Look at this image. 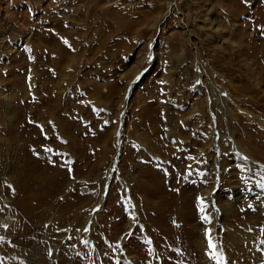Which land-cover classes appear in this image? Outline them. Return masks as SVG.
I'll return each mask as SVG.
<instances>
[{"label":"rangeland","instance_id":"rangeland-1","mask_svg":"<svg viewBox=\"0 0 264 264\" xmlns=\"http://www.w3.org/2000/svg\"><path fill=\"white\" fill-rule=\"evenodd\" d=\"M230 3L0 0L1 261L13 255L9 252L13 246L14 252L22 253L40 247V264H62L60 259L43 261L44 254L50 260L56 249L48 243L43 253L41 237L54 231L72 237L71 245L64 248L67 264H119L117 259L128 256L131 263L136 255L143 264H181L178 257L185 252L188 258L182 264L196 262L191 239L186 242L188 251L179 245L180 241L185 244L180 240L181 224L173 221L175 217L166 219L165 212L157 214L153 204L158 194H170L162 205L170 211L169 202L178 201L183 226L199 237L208 223L199 198L205 199L211 185L209 205L216 208L215 220L219 222L221 216L219 204L231 209L226 230L235 225L252 228L238 252L231 251L233 258L245 260L251 248L258 251V242L264 240V72L258 71L259 49L253 46L264 45V27L255 33L251 25L258 15L264 26L260 17L264 0L237 2L243 9L240 12L236 6L233 13L228 10ZM49 21L56 22V27ZM220 26L225 37L241 44L243 54L234 53L226 42L223 52L216 50L215 28ZM56 40L60 46L54 44ZM244 58L252 61L259 87L252 94L229 93V88L253 86L241 68ZM13 94L27 95L19 102L11 101L16 105L11 122L6 110L7 98ZM53 94L62 96L54 114L65 121L72 141L55 133L56 121L48 118L50 114L43 116L50 110ZM221 98L228 99L224 113L217 104ZM241 123L247 126L245 132L237 128ZM246 133L257 145L252 153L245 144L238 145ZM3 137L9 138L8 154ZM34 144L41 157L34 155ZM223 147L230 153L225 158H221ZM21 163L39 169L36 174L46 179L27 176ZM16 176L28 189L37 181L40 188L45 187L43 197L54 206L47 217L35 220L31 214L17 215L18 206L9 202L18 188ZM53 177H58L62 188ZM243 184L249 191L261 187L260 203L249 195L234 200V191ZM12 206L13 210H6ZM33 207L42 211L44 202ZM152 214L164 216L161 222L173 227L172 239L178 247L168 245L167 230L156 231L157 225H150ZM11 220L17 221L15 229L20 226V231L8 237ZM219 226H215L218 249L227 262L221 247L225 229ZM19 235L20 243L14 244L11 239Z\"/></svg>","mask_w":264,"mask_h":264},{"label":"bare ground","instance_id":"bare-ground-1","mask_svg":"<svg viewBox=\"0 0 264 264\" xmlns=\"http://www.w3.org/2000/svg\"><path fill=\"white\" fill-rule=\"evenodd\" d=\"M237 0H232V2H233V4L232 3H230L229 4V8L230 9H228V10H230V11H232V13L234 12V10H235V8H236V6H237V2H241V1H245V3H246V1H250V0H238L237 2H236ZM251 1H253V0H251ZM235 3H236V5H235ZM51 3H49V5H50ZM53 4V3H52ZM240 4L241 3H239V6H240ZM243 5V4H242ZM242 5L239 7V6H237V10H241L242 11V9H243V7H242ZM51 7H54V6H51ZM264 7V6H263ZM239 11H236L235 13L236 14H239ZM240 11V12H241ZM261 13H262V11H261ZM258 14V13H257ZM260 17H263V20H264V16H260ZM233 18V17H232ZM235 18H237V17H235ZM260 20H261V18H259V16L258 15H256V19H254V23L251 25V29L252 30H254L255 31V33L256 32H258L262 27H264L263 26V24L260 22ZM55 21V20H54ZM54 24V25H52V24ZM47 25V24H46ZM49 25H51V26H53V28L54 27H56V22H52V21H49ZM216 29V31H218V41H219V43H217V48H216V50H219V51H221V52H223L224 50V48L222 47V45H223V43H225L226 42V44L227 45H229L230 47H232V51L234 52V53H242L243 54V52H242V48H241V44H239V42L237 41H234V39H232L230 36H227V37H225L224 36V32L222 31L223 29L221 28V26L220 27H217V28H215ZM44 35H46L47 37H48V39H51L52 38V36L50 35V34H48V33H46V34H44ZM246 37H249V34H247L246 35ZM235 38V37H234ZM54 44L55 45H57V46H60V41L58 40H56L55 42H54ZM243 45V44H242ZM253 45V44H252ZM251 45V46H252ZM260 46V48H258ZM259 46L258 45H255V46H253L254 48H257V49H259L258 50V54H256V55H258L257 57H256V62H257V64H258V66H259V68L261 69H259L258 71H260L259 73H260V75L264 72V45L263 44H259ZM227 47V46H226ZM246 47V46H245ZM253 47H251V48H253ZM248 48H250V46L248 47ZM247 48V49H248ZM56 53V52H55ZM55 53H54V55H55ZM221 55H223V54H219L218 56H221ZM241 55V54H240ZM255 55V56H256ZM242 59V58H241ZM221 60V59H220ZM253 65V63H252V61H250L249 62V60H247V58H244V60L242 61V64H241V68H244L245 70V72H246V75H247V77H248V79H250V84L253 82V86L252 87H248L247 85H242V86H239V90H237V89H235V88H229V93L230 92H233V93H235V94H252L254 91H253V88L254 89H257L258 87H259V80H258V78H257V76L255 75V71H254V67L252 66ZM227 82H231V81H227ZM217 86H218V84H217ZM214 89V88H213ZM212 89V90H213ZM213 91H216V88L213 90ZM217 91H218V94H219V90H218V88H217ZM223 91H224V89H223ZM252 91V92H251ZM224 92H226V91H224ZM256 94V93H255ZM27 94H22L21 95V97L19 96H16V94H13L12 96L13 97H11L12 99H8L7 98V112L9 113V119L11 120V122L13 121V116L14 115H12V113H13V109H15V106L16 105H13V101L14 100H16L17 102H19V100H21V99H24L25 98V96H26ZM62 98V96H61V94H53V98H51L50 99V102H52L50 105V110H49V112H47V111H44V113H43V116L45 117L46 115H48V114H50V116L48 117V118H51V119H55V121H56V123H54V126H53V128L55 129L54 131H55V133H58L60 136H61V134L64 136V137H66V138H68V139H70L69 138V132H68V129L66 130L65 129V126H64V120H62V123H61V120L59 119V118H56L55 117V112H56V109L58 108V107H60V103H59V101H60V99ZM227 99V98H226ZM228 100V99H227ZM227 100H222V98H221V100H217V104H218V107H220V109H221V111H223V113H224V111H226L227 110V107L229 106L228 105V101ZM12 101V102H11ZM213 103V102H212ZM233 103H235V101H233ZM241 103V102H240ZM216 104V105H217ZM239 104V103H238ZM235 105H236V103H235ZM216 109H217V112H218V108L216 107ZM219 109V110H220ZM195 110V109H194ZM65 111H67V110H65ZM220 111V112H221ZM247 111V110H246ZM16 112V111H15ZM7 113V114H8ZM46 113V114H45ZM53 114H54V116H53ZM66 115H67V117H68V115H70L69 113H66ZM201 117V116H200ZM66 119V118H65ZM13 124V123H12ZM11 124V125H12ZM218 124H220V121H219V119H218ZM41 127H43L44 125H42V124H39ZM47 125V124H46ZM14 126V125H13ZM47 127V126H46ZM238 130H240V131H244L245 132V130H246V128H247V126L245 125V124H240L238 127ZM17 129L15 128V130H13L11 133L12 134H14L15 135V133L17 132L16 131ZM43 130H45V128L43 129ZM38 131V130H37ZM239 131V132H240ZM242 131V132H243ZM241 132V133H242ZM240 133V134H241ZM17 134V133H16ZM40 134V133H39ZM12 137H13V135H12ZM51 137V136H50ZM56 137V136H55ZM4 138V142L2 143L4 146L6 145V147H4V152L5 153H7L8 154V150L7 149H5V148H7V143L9 142V138L8 137H3ZM242 138V137H241ZM38 139V138H37ZM231 139V138H230ZM71 141H72V139H70ZM27 141V140H26ZM25 141V142H26ZM40 142V141H39ZM212 142V140L210 141V143ZM244 142V143H243ZM24 143V142H23ZM72 144V143H71ZM222 144V143H221ZM245 144V146H246V148L245 149H248L249 150V152L250 153H252V149L253 148H255V147H257V145H255L254 143H251V141H250V138L248 137V135H247V133L245 134V138H244V141H240L239 142V144L238 145H244ZM1 145V144H0ZM219 145H220V142H219ZM71 147H73V144H72V146ZM235 147H237V146H235ZM229 148V147H228ZM3 149V148H2ZM226 149L227 148H224L223 147V149H221V158H225V156L226 155H229L230 153H229V151H227L226 152ZM231 149V148H230ZM55 150V149H54ZM33 151H34V155L36 156V155H39L40 157H41V154H40V152H37V145L36 144H34V146H33ZM201 151L203 152L204 151V149L202 148L201 149ZM23 152V151H22ZM48 152V151H47ZM8 156V155H7ZM37 159V158H36ZM2 160H3V158H2ZM238 160V159H237ZM32 161H33V159H32ZM223 161V160H222ZM20 162V161H19ZM35 162V161H34ZM246 164H248V162L246 163ZM250 164L252 165V162H250ZM8 165V164H7ZM21 165H22V168L24 167L25 168V170H26V175L28 176V175H34L33 177L32 176H30V177H32V179L33 178H38L39 180H44V179H46V177H44V176H42V175H39V174H36L37 172H38V170L39 169H35V168H33V167H31L30 169H29V167H26L27 165L26 164H23V163H21ZM48 165V164H47ZM240 165V164H239ZM14 166V165H13ZM16 166V165H15ZM8 167V166H7ZM36 167V166H35ZM8 168H10L11 169V166L9 165V167ZM54 168V167H53ZM29 170V171H28ZM59 170V169H58ZM59 173V172H58ZM64 173V172H63ZM23 175V174H22ZM262 176V175H261ZM11 177H13V176H11ZM21 177V176H20ZM25 177V176H24ZM264 177V176H263ZM16 178V180H15V185H16V182L18 183V188L17 187H15L14 188V190H15V192H16V194H15V196L14 197H9V202H14V204L15 205H17L18 206V213H17V215H19V214H23V215H25V214H31V216L30 217H33V218H35V220L36 219H41L42 220V218H43V216H48L49 214H50V212L48 211L51 207H54V206H52V205H50V204H48V201H46V199H45V197H43L44 196V191H45V187H41L40 188V183L37 181V183L36 182H31V186H33L32 187V189L30 188V189H28V185L27 184H25V183H23V184H19V182H20V178H18V180H17V176L15 177ZM58 178V177H57ZM57 178H55V177H53L52 179H53V181L54 182H57V186H61L60 184H61V182L59 181V179H57ZM67 178V177H66ZM24 179V178H23ZM22 179V180H23ZM70 179V178H69ZM11 180V179H10ZM28 180V179H27ZM37 180V179H36ZM249 182H251V180H249ZM13 183V184H14ZM47 183V182H46ZM52 183V182H51ZM64 183V182H63ZM255 182L252 180V184H254ZM257 183V182H256ZM36 185V186H35ZM138 185H140V187L143 189V191H146L147 192V189L145 188V185L144 184H141V183H139ZM214 185V184H213ZM244 185V184H243ZM251 185V184H250ZM249 185V186H250ZM17 186V185H16ZM55 187V186H54ZM53 187V188H54ZM252 187V186H251ZM61 188H62V186H61ZM248 187H247V184L246 185H244L243 187H238L235 191H234V193H233V195H234V200L235 201H238L239 200V197L240 196H242L244 199H246V197L249 195L250 197L251 196H253L259 203L261 202V196L263 195V193H261V187H255V189H254V191L251 189L250 191H249V189H247ZM37 189V190H36ZM212 189H213V186L211 185L210 186V188H208V189H206V192H204V194H205V199L204 198H202V197H200L199 199L202 201V204L204 205V207L206 208V213H207V218H208V223H205V226H203L201 229H200V234H199V237H196V236H194L193 237V235H191V233L193 232H191L190 233V229L188 230L187 228H185V226H183L184 224L182 223L183 221L181 220V214H182V205H180V203H178V201H170L169 202V205L170 206H172L171 207V210L170 211H167L166 209H165V206L164 205H162V204H164V197H169V195L170 194H166V193H161V194H158L157 196L159 197V199L157 200V202H155L153 205H154V207H156L155 209H153V210H155L156 211V213L158 214V212L159 213H161V211H162V215H164V212H165V215L164 216H166V219H167V217L169 218L170 217V219L171 218H173V217H175L174 218V222L175 221H177V222H179L181 225H180V227L182 226V228H183V234H182V236L180 237V240L181 239H183V241H184V243L185 244H183V242H182V244H181V241L179 242L180 244L179 245H182V246H185L186 247V245H187V239L188 238H190L191 240H190V242L192 243V251H197L196 253H197V255H196V258H195V261L196 262H193V261H189V262H187L186 264H222V262H223V260L221 259L222 258V253L220 252V250L218 249V247L220 248V245H218V243L220 242V238L217 236V234L215 233V226L216 225H220L219 227H221V226H223L224 227V229H225V227H227L225 224H226V217L228 216V213L231 211V209H229V208H227V206H224V207H221L219 204H218V206H219V210L221 211V216H220V218H219V222H217L216 220H215V213H216V208L214 209L213 207H211V205H209V200H210V196L212 195L211 194V192H212ZM258 190V191H257ZM262 190H263V188H262ZM248 191V192H247ZM14 192V191H13ZM169 193V192H168ZM147 194V193H146ZM46 196V195H45ZM48 196V195H47ZM144 196H145V194H144ZM204 196V195H203ZM48 198V197H47ZM13 199V200H12ZM133 199V198H132ZM136 199V198H135ZM145 199V198H144ZM173 199H175V197H173ZM146 200V199H145ZM176 200V199H175ZM179 200V199H178ZM3 201L4 202H6L7 203V201L8 200H6V199H3ZM41 201H43L44 202V207H42L43 209H42V211L41 210H38V209H36V208H34L33 206L35 205V206H37L38 205V203H41ZM8 202V203H9ZM38 202V203H37ZM2 204V203H1ZM167 204V203H166ZM264 204V203H263ZM163 206V207H162ZM174 206V207H173ZM168 207V206H167ZM15 207L14 206H12L11 208L10 207H8L6 210H13ZM140 209V208H139ZM37 210V211H36ZM137 210V209H136ZM36 211V212H35ZM150 211V210H149ZM154 212V211H153ZM133 214V213H132ZM81 214H79V213H77L76 214V216L78 217V216H80ZM153 215V214H152ZM161 216V215H160ZM160 216H159V218H158V216H156L155 214L153 215V219L152 218H150L151 220H152V224H150L151 226L154 224H156L157 226H155L154 227V229L156 230V231H160L161 232V230H167V234L169 235V236H167V237H169V242H168V245L170 246V247H172V249H174V248H176V247H178V244L176 243V241L174 240V239H172V234H173V227H168L167 225L168 224H166L165 222L164 223H162L161 221L162 220H160ZM164 216L162 217V219H164ZM86 217H88V216H85L84 218H83V220H82V225H83V223H84V221H85V219H86ZM13 219V218H12ZM165 220V219H164ZM254 220H255V218H254ZM16 222L17 221H13V220H11V223H12V225H11V227H10V230L8 231V233H7V235H8V237H10V236H12L13 237V235L16 233V231H20V226L18 227V229L16 228L15 229V225H16ZM44 222H46L45 220H44ZM43 222V223H44ZM130 222V221H129ZM43 223H42V226H44L43 225ZM81 225V226H82ZM178 225V224H177ZM175 226V225H174ZM246 226V225H245ZM157 227V228H156ZM179 227V226H178ZM180 229V228H179ZM251 230H249L248 229V227L247 228H244V227H238L237 225H235L234 227H233V229H231V231H229V230H224V235L221 237V247H222V249H223V253L226 255V261L227 262H223V264H264V240H261L260 241V244H259V242H258V246H257V250L259 251H257V252H255L254 250L256 249H253V248H251V250H249V252L247 253V255L245 256V260H243V259H234L233 257H235V256H233V253L231 252V251H233V252H235V251H237L238 252V249H240V245H241V243H243V241L244 242H246V241H248V239H249V237H250V235L249 234H251L252 232V228H250ZM255 230V229H254ZM69 231V230H68ZM197 232H198V230H197ZM255 232V231H254ZM166 234V235H167ZM193 234V233H192ZM257 234H258V232H257ZM71 234H69V236H70ZM155 236V235H154ZM159 236V235H158ZM173 236H174V234H173ZM249 236V237H248ZM20 237V235L18 236V237H16L15 239L14 238H12L11 240H12V242L15 244V241L16 240H20L21 238H19ZM259 237V236H258ZM262 237V236H261ZM42 240H41V247L43 248V253H44V248H45V245L46 244H48V243H51L53 246H55V253H54V255L51 257V259L49 260L46 256H45V254H44V256H43V261L44 262H46V263H50V262H53L54 263V261H56V260H58L59 261V259L61 260V263L62 264H67L68 263V261H67V257H66V254H65V247L66 246H68V245H71V240H72V237H70V238H68V235L66 234V233H64V232H60V233H58V234H56V233H54V231L52 232V231H50L49 233H45L42 237ZM184 238H186V239H184ZM209 238L211 239V242H212V244L214 245H216L217 246V248H216V246L213 248V249H210L209 248ZM260 238V237H259ZM261 239V238H260ZM62 240V241H61ZM80 240V239H79ZM60 242H61V244H63L64 246H62V248L60 247V245H59V247L62 249V250H60L59 249V247L57 246L58 245V243L60 244ZM16 243H20L19 241H16ZM77 244H78V242H77ZM248 244V243H247ZM17 245V244H16ZM126 245V244H125ZM249 245V244H248ZM48 246V245H47ZM155 247V246H154ZM158 247V246H157ZM190 247V246H189ZM249 247V246H248ZM251 247V246H250ZM54 248V247H53ZM187 248V247H186ZM185 248V250L184 251H188V248L186 249ZM197 248H199V250L197 249ZM19 249V248H18ZM156 249V248H155ZM159 250V249H158ZM15 251V248H14V246H13V248H12V250H10L9 252H13L12 254L13 255H11V254H9L8 256H6L5 258H6V260L4 261V260H2L1 261V259H0V262H1V264H40V255H39V251H40V247L37 249V250H32L31 249V251H32V253H30V252H27V253H22L21 251L20 252H14ZM130 251V250H129ZM217 251H218V253H217ZM215 252L218 254V256H217V254L215 255ZM236 252V253H237ZM69 253V252H68ZM157 253V252H156ZM174 254V253H173ZM178 254V253H177ZM68 255V254H67ZM137 256V255H136ZM135 256V260H132L133 262H129V260H130V257L131 256H128L129 258L126 260L124 257H121L120 258V260L119 259H117L118 260V262H119V264H143V261L141 262V261H139L138 260V258ZM184 257V258H183ZM182 258L181 257H178V261L182 264V262L183 261H185V258H188V255H187V252H185V254H184V256H183ZM119 258V257H118ZM141 258V257H140ZM241 258V257H240ZM72 260V259H71ZM260 260H263V262H261ZM175 261V260H174ZM78 262V261H77ZM147 263V262H146ZM56 264H57V262H56ZM150 264V263H149ZM153 264H157V263H155V262H153Z\"/></svg>","mask_w":264,"mask_h":264},{"label":"snow or ice","instance_id":"snow-or-ice-1","mask_svg":"<svg viewBox=\"0 0 264 264\" xmlns=\"http://www.w3.org/2000/svg\"><path fill=\"white\" fill-rule=\"evenodd\" d=\"M208 246H209V248H210V249H213V248H214V245L212 244V242H211V239H210V238H209V245H208Z\"/></svg>","mask_w":264,"mask_h":264}]
</instances>
